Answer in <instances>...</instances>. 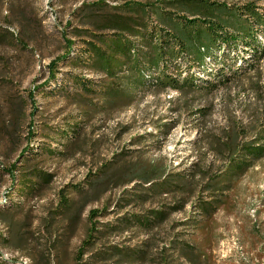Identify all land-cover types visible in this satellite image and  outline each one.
I'll return each mask as SVG.
<instances>
[{
	"label": "rangeland",
	"instance_id": "obj_1",
	"mask_svg": "<svg viewBox=\"0 0 264 264\" xmlns=\"http://www.w3.org/2000/svg\"><path fill=\"white\" fill-rule=\"evenodd\" d=\"M172 1L0 0L4 264H264V30L224 63L177 57L176 88L86 65L119 21L190 20ZM201 1L264 15V0ZM243 143L261 149L223 174Z\"/></svg>",
	"mask_w": 264,
	"mask_h": 264
},
{
	"label": "trees",
	"instance_id": "obj_2",
	"mask_svg": "<svg viewBox=\"0 0 264 264\" xmlns=\"http://www.w3.org/2000/svg\"><path fill=\"white\" fill-rule=\"evenodd\" d=\"M169 5L185 10L191 16L190 20L184 21L183 24H175L170 20L165 21L164 16L159 15V19L156 20L163 24L165 30L163 29V33L162 30L159 31V34L156 35L155 27L143 31L140 25L131 26L125 20L117 22V19H113L112 22L118 24L111 29L107 28L111 33L97 37L102 47L89 44L90 48L82 51L84 54L93 53L94 60L87 61L86 65L98 68L104 74L110 76L115 84L117 81L123 80L122 78L127 77V73H122L125 65H127L130 76L126 79H129V82L132 83L130 84L132 90L144 85L140 67L145 65L147 67L145 71L149 69V74L145 78V80L150 81L149 85L161 89L176 88L179 84L168 70H170L169 66L177 57H185L192 64L201 66L207 58L216 61L221 56L224 63L225 58L228 57L229 59L230 48L235 49L240 45H245L248 49L254 48L255 52L257 46L261 44L257 43L256 31L259 33V30H264V19H262L264 15L259 14L252 5L247 4L236 7L201 0H173L169 2ZM208 19L215 20L218 30L223 32L220 34L217 30H214L206 22ZM219 36H223L224 39L221 40ZM142 39H146V41L143 46H140ZM216 51H218V54H216ZM79 60L81 58L77 56L72 61ZM236 60L239 61L237 54L236 58L232 60L233 63ZM128 62H131V64H128ZM150 71H153L155 75H152ZM218 72L219 75L216 74L220 76V70ZM223 74L224 79L222 77L219 79L228 80L226 72ZM52 78L54 79V77ZM181 82L193 86L194 79L191 75L186 74ZM80 83L84 91L90 92L97 82L91 80ZM108 92L111 91H107V94ZM72 131L74 133V128ZM257 147L259 146L248 145L247 143L241 144L235 154L230 157L228 168L226 166L221 172L232 174L236 170H242L248 166L247 163L251 162L250 156L261 149ZM93 239L87 240L86 245L90 244ZM0 264L4 263L0 261Z\"/></svg>",
	"mask_w": 264,
	"mask_h": 264
}]
</instances>
